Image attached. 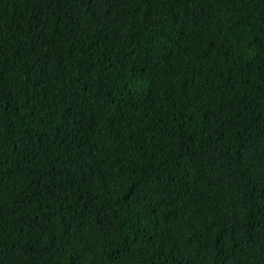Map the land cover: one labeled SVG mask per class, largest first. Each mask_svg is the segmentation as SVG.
<instances>
[{
    "label": "trees",
    "instance_id": "obj_1",
    "mask_svg": "<svg viewBox=\"0 0 264 264\" xmlns=\"http://www.w3.org/2000/svg\"><path fill=\"white\" fill-rule=\"evenodd\" d=\"M0 264H264V0H0Z\"/></svg>",
    "mask_w": 264,
    "mask_h": 264
}]
</instances>
